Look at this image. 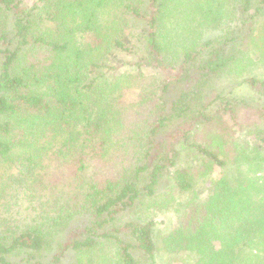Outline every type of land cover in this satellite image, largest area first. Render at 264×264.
Here are the masks:
<instances>
[{
    "label": "trees",
    "instance_id": "1",
    "mask_svg": "<svg viewBox=\"0 0 264 264\" xmlns=\"http://www.w3.org/2000/svg\"><path fill=\"white\" fill-rule=\"evenodd\" d=\"M0 264H264V0H0Z\"/></svg>",
    "mask_w": 264,
    "mask_h": 264
},
{
    "label": "rangeland",
    "instance_id": "2",
    "mask_svg": "<svg viewBox=\"0 0 264 264\" xmlns=\"http://www.w3.org/2000/svg\"><path fill=\"white\" fill-rule=\"evenodd\" d=\"M33 0H24L25 3H31ZM138 24V23H137ZM137 24H135V26H137ZM139 25V24H138ZM135 37H137L139 34L137 32H133Z\"/></svg>",
    "mask_w": 264,
    "mask_h": 264
}]
</instances>
